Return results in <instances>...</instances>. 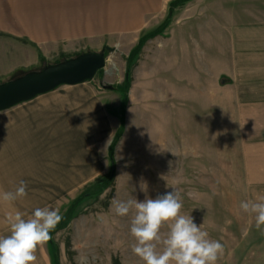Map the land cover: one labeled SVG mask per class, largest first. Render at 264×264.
<instances>
[{
  "label": "rangeland",
  "instance_id": "1",
  "mask_svg": "<svg viewBox=\"0 0 264 264\" xmlns=\"http://www.w3.org/2000/svg\"><path fill=\"white\" fill-rule=\"evenodd\" d=\"M170 1L0 0V23L13 20L0 30V84L114 48L92 80L0 112V192L27 184L0 201V235L10 213L47 206L63 217L51 233L60 264H144L132 214L113 202L175 187L182 213L224 245L216 264H264V234L239 208L264 197V136L216 88L229 29L264 21V0H188L169 14ZM47 248L36 264H49Z\"/></svg>",
  "mask_w": 264,
  "mask_h": 264
},
{
  "label": "clouds",
  "instance_id": "2",
  "mask_svg": "<svg viewBox=\"0 0 264 264\" xmlns=\"http://www.w3.org/2000/svg\"><path fill=\"white\" fill-rule=\"evenodd\" d=\"M141 190L147 192V186L142 184ZM26 195L27 184L21 180L14 191L0 192V201L11 203ZM112 206L118 216L132 214L131 250L144 264H216L223 255L224 245L182 213L181 193L175 187L155 198L117 200ZM239 208L254 218L256 229L264 234V197L241 201ZM62 219L59 209L47 206L27 216L19 210L7 215L9 232L0 235V264H36L38 248L52 239ZM83 260L79 256L78 264Z\"/></svg>",
  "mask_w": 264,
  "mask_h": 264
},
{
  "label": "crops",
  "instance_id": "3",
  "mask_svg": "<svg viewBox=\"0 0 264 264\" xmlns=\"http://www.w3.org/2000/svg\"><path fill=\"white\" fill-rule=\"evenodd\" d=\"M143 4L147 10L158 5L157 0H144ZM134 21L138 23L139 19ZM12 22L0 23V30L10 32ZM228 45V63L223 73L218 72L216 88L219 92L227 90L240 120L251 121L264 136V21L235 24L228 31ZM222 78L224 83L220 82Z\"/></svg>",
  "mask_w": 264,
  "mask_h": 264
},
{
  "label": "water",
  "instance_id": "4",
  "mask_svg": "<svg viewBox=\"0 0 264 264\" xmlns=\"http://www.w3.org/2000/svg\"><path fill=\"white\" fill-rule=\"evenodd\" d=\"M113 51L114 48L104 46L99 52L81 53L74 58L47 65L40 71L29 72L0 84V112L29 102L60 86H75L92 80L106 64L105 52Z\"/></svg>",
  "mask_w": 264,
  "mask_h": 264
},
{
  "label": "trees",
  "instance_id": "5",
  "mask_svg": "<svg viewBox=\"0 0 264 264\" xmlns=\"http://www.w3.org/2000/svg\"><path fill=\"white\" fill-rule=\"evenodd\" d=\"M188 0H171L169 3H168V10H169V14H170V11L171 9L176 6V5H180V4H183L185 2H187ZM168 20V19H167ZM144 40V37L140 36L139 38V46L142 44ZM107 53V52H106ZM105 53V55H106ZM134 53V52H133ZM48 243V249H49V254H50V260H51V264H59L58 263V251H57V248L53 242V240L51 239L50 241L47 242Z\"/></svg>",
  "mask_w": 264,
  "mask_h": 264
}]
</instances>
